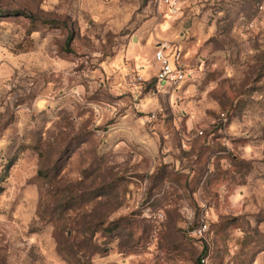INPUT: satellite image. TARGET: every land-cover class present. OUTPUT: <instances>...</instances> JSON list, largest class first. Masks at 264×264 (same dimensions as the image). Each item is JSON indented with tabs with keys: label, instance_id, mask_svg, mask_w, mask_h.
<instances>
[{
	"label": "rangeland",
	"instance_id": "1",
	"mask_svg": "<svg viewBox=\"0 0 264 264\" xmlns=\"http://www.w3.org/2000/svg\"><path fill=\"white\" fill-rule=\"evenodd\" d=\"M0 264H264V0H0Z\"/></svg>",
	"mask_w": 264,
	"mask_h": 264
},
{
	"label": "built area",
	"instance_id": "2",
	"mask_svg": "<svg viewBox=\"0 0 264 264\" xmlns=\"http://www.w3.org/2000/svg\"><path fill=\"white\" fill-rule=\"evenodd\" d=\"M177 8L180 0H160ZM157 85L175 88L188 78V69L182 61V50L177 45L161 43L155 51Z\"/></svg>",
	"mask_w": 264,
	"mask_h": 264
}]
</instances>
